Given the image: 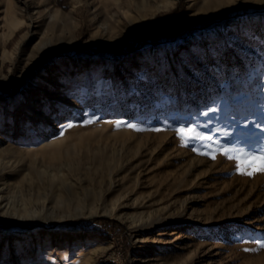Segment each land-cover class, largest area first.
I'll return each mask as SVG.
<instances>
[{
    "label": "rangeland",
    "instance_id": "rangeland-1",
    "mask_svg": "<svg viewBox=\"0 0 264 264\" xmlns=\"http://www.w3.org/2000/svg\"><path fill=\"white\" fill-rule=\"evenodd\" d=\"M223 147L264 151V0H0V264H264Z\"/></svg>",
    "mask_w": 264,
    "mask_h": 264
},
{
    "label": "snow or ice",
    "instance_id": "snow-or-ice-1",
    "mask_svg": "<svg viewBox=\"0 0 264 264\" xmlns=\"http://www.w3.org/2000/svg\"><path fill=\"white\" fill-rule=\"evenodd\" d=\"M93 120L85 121L86 124L93 123ZM72 124H69L68 127H72ZM130 128L135 126L132 124L127 125ZM116 127L120 128L121 124L116 123ZM177 135L184 142L185 146L189 140H212L211 136H202L196 132V129L193 127H180L177 129ZM195 151V149H193ZM223 155L228 161H231L235 165V170L239 175L253 176L258 173L264 174V151H252L245 150L242 147H223L220 149H213L210 152L198 153L205 156H208L213 161L216 160L217 154ZM259 247L264 249V243H260ZM245 251H255V249H244Z\"/></svg>",
    "mask_w": 264,
    "mask_h": 264
},
{
    "label": "trees",
    "instance_id": "trees-1",
    "mask_svg": "<svg viewBox=\"0 0 264 264\" xmlns=\"http://www.w3.org/2000/svg\"><path fill=\"white\" fill-rule=\"evenodd\" d=\"M216 24H217V22L208 23V24H205L203 26L194 27V28L191 29V31H198V30H202V29H210L212 26H214ZM132 36L133 35H131V38H130V40L127 43H125L124 45L120 46L118 49H116L114 51H106L104 54H101V55L108 56L109 58H113V59H119V58H122V57H124V56H126L128 54L133 53L136 49H138L140 47L138 46L139 42L136 43L134 37H132ZM38 68H40V67H37L36 69L32 70L31 73L32 74L35 73Z\"/></svg>",
    "mask_w": 264,
    "mask_h": 264
},
{
    "label": "bare ground",
    "instance_id": "bare-ground-1",
    "mask_svg": "<svg viewBox=\"0 0 264 264\" xmlns=\"http://www.w3.org/2000/svg\"><path fill=\"white\" fill-rule=\"evenodd\" d=\"M15 29H12L10 27V33L9 35H12L15 32ZM93 35L95 36V33H93ZM135 59V58H134ZM134 62H137V59L134 60ZM63 63L62 62H58L57 66L55 67V69L53 70V74H57L59 73L60 69L62 68ZM132 73V70L131 72ZM40 85V80H35L34 82V86H39ZM30 102H33V96L30 97ZM15 106H18V103L15 102ZM27 109V110H26ZM26 116H33V117H38L41 116L42 113H39L38 110L36 109L35 105H26ZM56 256V255H55ZM52 258L50 257V255L46 256V259L44 260L45 264L48 263V261H50Z\"/></svg>",
    "mask_w": 264,
    "mask_h": 264
}]
</instances>
